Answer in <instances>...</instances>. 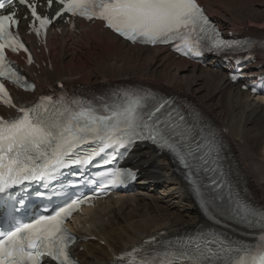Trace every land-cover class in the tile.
Here are the masks:
<instances>
[{
    "label": "snow or ice",
    "instance_id": "obj_1",
    "mask_svg": "<svg viewBox=\"0 0 264 264\" xmlns=\"http://www.w3.org/2000/svg\"><path fill=\"white\" fill-rule=\"evenodd\" d=\"M30 9L39 27L37 35L47 29L52 20L41 16L36 5L30 0H0V10L12 9L0 14V78H7L19 84L20 76L5 61V49L13 52L22 49L28 52L20 40L16 3ZM62 5L55 18L64 13L80 15L106 22L121 37L132 42L156 45L173 40L182 41L184 54H201V38L211 40L208 51L237 49L244 45L220 38L218 31L210 25L196 0H57ZM51 7L53 0H47ZM27 18V17H25ZM32 62L31 55L28 57ZM235 79V77H233ZM35 90V85L27 86ZM0 99L11 104V97L3 82H0ZM122 102L105 104L97 109L91 102L83 100L67 101L61 98L53 102L50 97L30 109H20L21 117L7 121L0 117V192H5L25 182L45 181L64 168L87 165L106 148L130 147L138 140H150L163 148L173 151L185 168L212 172L205 148L203 129L197 128L179 109L172 107L168 100L124 93ZM98 143L100 146L90 151L84 145ZM211 144V141H208ZM126 173L113 170L108 173L110 185L123 183ZM215 193L214 200L224 201L220 195L225 187L223 182L211 179L208 185ZM231 200V197H228ZM80 203L71 200L52 215H41L30 223H19L12 230L0 231V264H42V257L48 256L60 264H74L68 248L74 242L63 227ZM234 212L248 222L257 216L264 221V214L239 206ZM251 218V220H250ZM13 217V222H14ZM264 241V235L260 236ZM227 239L215 236L204 238L201 243H193L175 254L166 264H233L229 259L233 252H239ZM131 255V253H130ZM251 256L250 264H264V248ZM141 264H152L142 260ZM240 264H248L241 260Z\"/></svg>",
    "mask_w": 264,
    "mask_h": 264
},
{
    "label": "bare ground",
    "instance_id": "obj_2",
    "mask_svg": "<svg viewBox=\"0 0 264 264\" xmlns=\"http://www.w3.org/2000/svg\"><path fill=\"white\" fill-rule=\"evenodd\" d=\"M202 1L211 13L220 17L226 32L243 29L264 39V0ZM79 36L86 38L81 40L82 47L77 45L79 38L63 36L54 70L45 74V80L62 79L71 83L83 80L97 87H105L113 79L139 80L159 83L164 89L174 86L185 90L209 113L216 114L221 133L237 155L256 202L264 206V104L261 99L230 83L227 73L214 69L212 64L204 68L178 59L166 49L134 48L98 26ZM257 60L264 64V51L258 53ZM183 81L185 84H181ZM31 97L26 95L24 99ZM131 156L134 166L142 172L138 191L107 200L89 219H81L80 233L98 236L96 241L83 242L76 249L83 264H108L115 254L146 238L161 233L171 236L207 222L190 185L182 180L170 159L151 147H138ZM165 182L171 186L170 193L160 190L159 186Z\"/></svg>",
    "mask_w": 264,
    "mask_h": 264
},
{
    "label": "rangeland",
    "instance_id": "obj_3",
    "mask_svg": "<svg viewBox=\"0 0 264 264\" xmlns=\"http://www.w3.org/2000/svg\"><path fill=\"white\" fill-rule=\"evenodd\" d=\"M113 80H115V79H113ZM181 84H185V81H183ZM170 88H176V89H178L180 92H184L185 94H187V95H189L190 96V94H188L185 90H183V89H181V88H179V87H174V86H172V87H170ZM175 89V90H176ZM192 97V96H191ZM199 101V100H198ZM263 101V100H262ZM200 102V101H199ZM201 103V102H200ZM205 106V105H204ZM207 109V108H206ZM209 114V113H208ZM210 116H211V118H213L214 120H215V122L216 123H218L217 122V116H216V114H212V113H210L209 114ZM247 181H248V179H247ZM249 182V181H248ZM166 184V182L163 184V185H165ZM249 184H250V182H249ZM161 185V184H160ZM162 185V186H163ZM251 186V185H250ZM160 187V190L162 191V192H167L169 189H170V187H169V185H168V183L165 185V186H163V187H161V186H159ZM252 188V187H251ZM171 190V189H170ZM170 190L168 191L169 193H170ZM253 190V189H252ZM167 192V193H168ZM186 201V200H185ZM185 201H183L184 203H185ZM156 208V207H155ZM159 210H157V212H158ZM182 214V213H181ZM182 215H184V214H182Z\"/></svg>",
    "mask_w": 264,
    "mask_h": 264
}]
</instances>
